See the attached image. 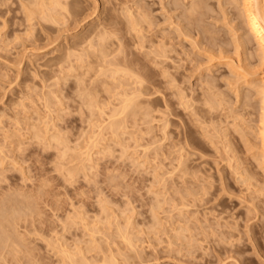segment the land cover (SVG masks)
Returning <instances> with one entry per match:
<instances>
[{
    "label": "rangeland",
    "instance_id": "374dc122",
    "mask_svg": "<svg viewBox=\"0 0 264 264\" xmlns=\"http://www.w3.org/2000/svg\"><path fill=\"white\" fill-rule=\"evenodd\" d=\"M234 2L0 0V264H264Z\"/></svg>",
    "mask_w": 264,
    "mask_h": 264
},
{
    "label": "bare ground",
    "instance_id": "6f19581e",
    "mask_svg": "<svg viewBox=\"0 0 264 264\" xmlns=\"http://www.w3.org/2000/svg\"><path fill=\"white\" fill-rule=\"evenodd\" d=\"M235 1V2H234ZM239 1V5H240V7H241V17H243V19L242 20H244L245 22L243 23L244 24V27H245V30L248 32V33H250V39H249V42H253V43H256L255 45H256V52L259 54V56H260V59H261V61H262V63L264 64V0H233V2L234 3H236V2H238ZM57 3H59V2H57ZM193 4H198V1H197V3L195 2V3H193ZM59 5V4H58ZM195 7V6H194ZM142 8V7H141ZM193 9V8H192ZM144 10V9H143ZM197 10V9H196ZM132 10H130V12H131ZM148 11V10H147ZM133 12V11H132ZM143 12V11H142ZM191 12V11H190ZM147 14V13H146ZM133 16V15H132ZM149 16V15H148ZM129 17H131V14H130V16ZM137 17V16H136ZM145 17V16H144ZM150 17V16H149ZM135 18V17H134ZM144 20H146V19H144ZM148 20V19H147ZM133 21H135V20H133ZM130 22V21H129ZM136 22H138V19H137V21ZM132 22H130V24H131ZM135 23V22H134ZM139 23V22H138ZM134 25V24H133ZM131 26V25H130ZM134 26H136V24L134 25ZM129 27V26H128ZM133 27V26H132ZM139 28V27H138ZM245 31V32H246ZM96 34V33H95ZM92 36V35H91ZM88 37H86V39H87ZM239 38V37H238ZM100 40V39H99ZM88 41V40H87ZM92 41V40H91ZM241 42V41H240ZM244 43H246V42H244ZM248 43V42H247ZM91 44V43H90ZM239 46L240 47H242L243 49H245L246 47H248V46H244L242 43H240L239 44ZM245 47V48H244ZM245 52V51H244ZM254 53H255V49H254ZM257 54V55H258ZM253 55V54H252ZM255 55V54H254ZM253 55V56H254ZM249 56V55H248ZM256 56V55H255ZM250 57H251V54H250ZM252 58V57H251ZM248 59H250V58H248ZM109 66V65H108ZM116 66V65H115ZM118 66V65H117ZM113 67V66H112ZM118 68L120 69V67H117L116 69L118 70ZM116 69H114V71L116 70ZM124 69V68H123ZM130 69V68H129ZM110 70V69H109ZM121 70V69H120ZM126 70V69H125ZM130 71H131V69H130ZM113 72V71H112ZM115 72H117V71H115ZM114 72V73H115ZM111 73V72H110ZM115 78V77H114ZM139 81V80H138ZM140 81H142V80H140ZM138 84H142V83H138ZM251 85V84H250ZM144 87V86H143ZM254 87V86H253ZM140 88H141V86H140ZM262 89H263V91L261 92L263 95H264V82H263V87H261ZM148 89V88H147ZM145 90V91H144ZM143 91L144 92H147L146 91V88L144 89ZM142 91V93L141 94H143L144 92ZM259 91H261L260 89H259ZM258 91V92H259ZM136 93V92H135ZM260 93V92H259ZM133 94V93H132ZM138 94V93H137ZM147 94V93H146ZM128 95V94H127ZM139 95V94H138ZM263 95H262V98H263ZM121 97V96H120ZM137 97V96H136ZM88 99V98H87ZM132 99V98H131ZM130 99V100H131ZM134 99V98H133ZM221 99V98H220ZM264 99V98H263ZM125 100H127V99H125ZM124 100V101H125ZM138 100V99H137ZM123 101V102H124ZM127 101H129V100H127ZM127 101H125V102H127ZM214 101V100H213ZM221 101V100H220ZM122 102V103H123ZM125 102H124V104H125ZM131 102V101H130ZM129 103V102H128ZM140 103V102H139ZM143 103V102H142ZM218 103V102H217ZM90 104V103H89ZM123 104V105H124ZM214 104V103H213ZM133 105H135V104H133ZM118 106H119V104H118ZM122 107V106H121ZM210 107V106H209ZM118 108H120V107H118ZM135 108H137V107H135ZM263 108H264V101H263ZM116 109H117V107H116ZM138 109V108H137ZM136 111V110H135ZM263 111H264V109H263ZM211 112H212V109H211ZM130 113V112H129ZM133 113H135V112H133ZM208 113V112H207ZM119 114V113H118ZM123 114V113H122ZM263 114H264V112H263ZM115 115V114H114ZM113 115V116H114ZM124 115H126V114H124ZM144 115V114H143ZM120 115H117V117H119ZM145 116V115H144ZM264 116V115H263ZM262 116V117H263ZM124 117H126V116H123V118ZM110 119V118H109ZM125 120V119H124ZM117 121V120H116ZM206 121H208V120H206ZM263 122H264V119L262 120ZM122 122V121H121ZM125 123V122H124ZM113 125V124H112ZM122 126V125H121ZM112 127V126H111ZM111 127H110V129H111ZM113 128H114V126H113ZM261 128H263L262 129V132H263V136H262V144H263V146H261V147H263V148H261L263 151H264V123H263V125H262V127ZM261 144V145H262ZM258 147V146H257ZM260 147V146H259ZM260 152V151H259ZM261 153H262V151H261ZM261 153H260V155H261ZM263 155V157H264V152L262 153ZM258 159V158H257ZM261 159V158H260ZM262 160V159H261ZM264 161V160H263ZM260 164H262L261 162H260ZM264 166V165H263ZM5 219V218H4ZM12 244V243H11ZM228 250V249H227ZM230 251H232L231 249H229ZM228 250V251H229ZM229 251V252H230Z\"/></svg>",
    "mask_w": 264,
    "mask_h": 264
}]
</instances>
